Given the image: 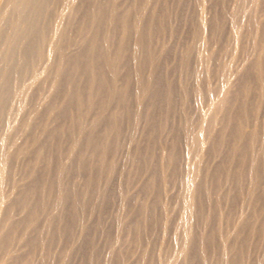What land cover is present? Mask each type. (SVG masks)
Returning a JSON list of instances; mask_svg holds the SVG:
<instances>
[{
  "label": "bare ground",
  "instance_id": "bare-ground-1",
  "mask_svg": "<svg viewBox=\"0 0 264 264\" xmlns=\"http://www.w3.org/2000/svg\"><path fill=\"white\" fill-rule=\"evenodd\" d=\"M76 254L264 264V0H0V264Z\"/></svg>",
  "mask_w": 264,
  "mask_h": 264
},
{
  "label": "rangeland",
  "instance_id": "rangeland-1",
  "mask_svg": "<svg viewBox=\"0 0 264 264\" xmlns=\"http://www.w3.org/2000/svg\"><path fill=\"white\" fill-rule=\"evenodd\" d=\"M206 4H210L211 5V7H212V11H215V10H219L220 8H221V4H220V2L219 3H217V2H213V1H210L209 3L207 2ZM241 64L242 63V60H241V62H238V64ZM170 74H169V76L170 75H172V77L174 76L175 77V79L177 80V78H178V76H177V74L175 73V72H173V71H171V72H169ZM212 163V162H211ZM117 178L115 177V181H114V179H113V184L114 183H116L117 182V180H116ZM111 188H113L112 190H114V185H113V187H111ZM134 192H135V194H137L136 195V197L135 198H137V197H139L140 196V194H139V192L137 193L136 191H135V189H134ZM133 192V193H134ZM114 194L115 193H113L112 194V199L110 198L109 199V202L107 201V206H108V208H109V210L107 209V212H105L104 213V215H103V217H104V219L102 220V224H101V226H96V228H99V229H96L95 227H93V231L91 230V228L89 229V237H91L90 235H93V234H95V235H93L92 236V238L93 237H95V238H93V240L95 239L96 241H95V243L96 244H98V249H99V252L100 253H103L102 255L99 253V255H101L102 257H105L107 254L105 253V252H107L108 253V248L109 247H106V246H108V244L106 243V242H104L103 241V237L104 236H102L105 232H103V230L104 229H108V228H110L111 229V233H112V235H113V232H114V234L116 235V233L117 232H115V230H116V218H115V214L113 215V213H116V211H117V209H118V206H119V201H115L116 199H117V197H115L114 196ZM115 197V198H114ZM133 197H134V194H133ZM113 202H112V201ZM114 202L115 203H117V204H114ZM109 203V204H108ZM114 205H116V207L114 206ZM113 209V210H112ZM115 211V212H114ZM113 212V213H112ZM113 216H114V219H113ZM114 220V221H113ZM104 221V222H103ZM103 223H106V224H103ZM115 223V224H114ZM92 226V225H91ZM90 226V227H91ZM105 226V227H104ZM103 228V229H102ZM76 230L78 229V228H75ZM95 229V230H94ZM110 229H109V232H110ZM100 230H102V235H101V231ZM114 230V231H113ZM100 231V232H99ZM106 231H108V230H106ZM117 231V230H116ZM156 231H158V230H156ZM100 233V234H99ZM156 234H158V232L156 233ZM102 237H101V236ZM114 235V236H115ZM169 237V236H168ZM154 239H156V241H157V235L155 236L154 235ZM98 240V241H97ZM167 240L169 241V239L167 238ZM103 243H105V246H103ZM166 243H168L167 241H166ZM88 248H89V246H88ZM100 248H102L101 250H100ZM107 248V249H106ZM85 250H87L88 251V249L86 248ZM85 250H83L84 251V253H85ZM83 253V254H84ZM86 253H88V252H86ZM77 256H73L72 257V259L70 260L71 262H69V264H76L77 262H78V260H79V256H78V254H76ZM85 255V254H84ZM100 256V257H101ZM78 257V258H77ZM74 258H76L75 260H74ZM76 261V262H75Z\"/></svg>",
  "mask_w": 264,
  "mask_h": 264
}]
</instances>
